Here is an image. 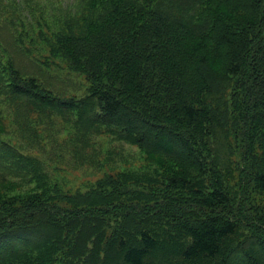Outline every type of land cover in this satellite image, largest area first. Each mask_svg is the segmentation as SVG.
Returning <instances> with one entry per match:
<instances>
[{"label":"trees","instance_id":"trees-1","mask_svg":"<svg viewBox=\"0 0 264 264\" xmlns=\"http://www.w3.org/2000/svg\"><path fill=\"white\" fill-rule=\"evenodd\" d=\"M80 5L44 41L85 76L84 97L60 98L0 55V264H264V0ZM6 101L179 173L67 192L6 139Z\"/></svg>","mask_w":264,"mask_h":264},{"label":"rangeland","instance_id":"rangeland-1","mask_svg":"<svg viewBox=\"0 0 264 264\" xmlns=\"http://www.w3.org/2000/svg\"><path fill=\"white\" fill-rule=\"evenodd\" d=\"M82 1L0 0V55L11 56L25 75L36 77L66 100L84 97L88 82L85 76L70 70L66 60L54 57L44 38L51 36V30L67 16L77 13ZM1 111L8 132L6 139L23 154L41 160L50 176L67 192H86L106 175L121 172L160 180L179 173L178 165L118 141L110 134L94 133L88 139L76 141L77 129L72 118L68 117L71 123L65 117L39 114L10 101ZM31 188L23 186L16 191L25 193Z\"/></svg>","mask_w":264,"mask_h":264}]
</instances>
